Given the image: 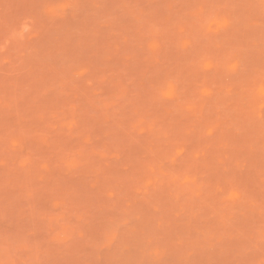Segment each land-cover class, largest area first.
I'll list each match as a JSON object with an SVG mask.
<instances>
[{"label":"rangeland","instance_id":"obj_1","mask_svg":"<svg viewBox=\"0 0 264 264\" xmlns=\"http://www.w3.org/2000/svg\"><path fill=\"white\" fill-rule=\"evenodd\" d=\"M0 264H264V0H0Z\"/></svg>","mask_w":264,"mask_h":264}]
</instances>
